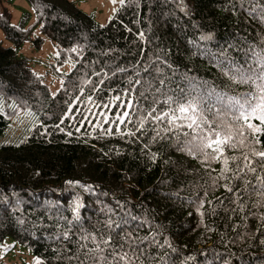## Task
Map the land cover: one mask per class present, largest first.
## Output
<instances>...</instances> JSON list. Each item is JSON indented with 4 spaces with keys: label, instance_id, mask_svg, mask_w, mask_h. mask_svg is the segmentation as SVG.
I'll return each mask as SVG.
<instances>
[{
    "label": "trees",
    "instance_id": "trees-1",
    "mask_svg": "<svg viewBox=\"0 0 264 264\" xmlns=\"http://www.w3.org/2000/svg\"><path fill=\"white\" fill-rule=\"evenodd\" d=\"M5 1L0 0V29L13 45L0 41V135L5 136L0 142V196L11 197L15 192L23 203L20 212L13 213L10 204L0 201V248L6 241L19 244L43 264H56L52 249L59 245L48 238L53 229L34 228L33 224H39V218L47 214L45 205L49 202L68 209L73 193L81 190L65 182L79 180L107 191L108 197L102 199L113 205L114 200L131 201L137 206L132 209L134 214H146L160 226L162 236L185 253H211L213 249L223 253L227 245L233 254L232 264H264V247L259 244L264 238V201L255 206L246 202L243 213H226L223 207H231V197L222 186L224 181L217 187L210 186V177L220 171L219 161L201 162L189 157L178 152L170 139L150 143L151 131L147 128L144 137L137 139L115 133L102 135L95 127H113L109 121L115 122V113L126 110L123 101L132 99L117 90L128 86L127 77L139 67L137 62L143 64L158 52L167 53L168 63L180 73L192 69L189 75L216 84L225 81L207 58L192 56L196 49L188 41H196L202 32H212L214 39L205 47L217 52L228 44H238L229 55L243 62L248 45L264 37V25L244 10L247 2L241 8L240 0H125L102 24L73 0H26L31 14L26 12L15 23ZM37 29L40 35H36ZM45 38L56 48L55 65L74 61L55 93L17 50L28 41L41 48ZM74 45L82 46L78 53L70 51ZM118 67L127 71L116 72ZM101 69L108 75L99 77L103 83L94 87L97 78L91 74ZM89 77L88 84L82 83ZM175 79L180 82L179 75ZM248 90L244 85L236 87L238 92ZM116 95H120L119 101ZM13 102L16 107L11 106ZM93 103L111 110L105 123L89 124L88 118L84 121ZM26 118L29 120L22 126ZM119 127L121 131L135 130L130 124ZM146 144L147 151L156 154L154 160L143 150ZM226 155L239 156L240 152L226 150ZM205 191L207 196L203 195ZM196 197L205 200L203 215L196 211ZM216 198L223 200V207ZM250 199L255 202L259 198L251 193ZM83 202L88 208L82 216H91L95 222V205L87 198ZM21 214L25 223L18 224L16 217ZM61 214L71 219L70 211ZM49 223L44 220V224ZM84 226L91 230L87 219ZM147 232L146 227L139 230L141 236ZM67 247L72 249V243Z\"/></svg>",
    "mask_w": 264,
    "mask_h": 264
},
{
    "label": "snow or ice",
    "instance_id": "snow-or-ice-1",
    "mask_svg": "<svg viewBox=\"0 0 264 264\" xmlns=\"http://www.w3.org/2000/svg\"><path fill=\"white\" fill-rule=\"evenodd\" d=\"M116 2L113 0V3ZM245 2L249 5L247 8H244ZM119 3L123 5L125 0H119ZM240 7L254 21L264 25V3L240 0ZM232 8L235 11L236 5L233 4ZM139 36L143 39L142 32ZM213 39L212 32H202L196 41L189 40L188 43L196 49L192 56L207 58L226 78L225 81L216 84L197 75H189L192 69L180 73L168 63L167 53L158 52L149 56L143 64L137 62L139 67L132 69V75L127 77L128 86L117 90L132 99L123 101L126 110L117 114L115 122L109 121L113 127L99 124L95 127L102 135L115 133L137 139L144 137L147 128L151 131L150 143L170 139L178 152L189 157L199 158L201 162L219 161L220 171L210 177V186L217 187L220 181H224L222 186L230 194L228 203L231 207H223L221 198H216V202L226 213H243L246 202L255 206L264 201V141L261 140L264 136V37L248 45L243 62L229 55L238 44H228L217 52L205 47ZM80 47L74 45L70 51L78 53ZM126 71L125 68L116 69V72ZM91 75L97 78L94 87H99L103 83L99 77H107L108 74L101 69ZM177 75L179 83L175 79ZM90 80L89 77L82 83L88 84ZM180 83L184 86L181 87ZM173 84L176 86L173 87ZM240 85L247 86L249 90L236 91ZM115 99L119 101L120 95H116ZM11 106L16 107L14 102ZM67 114L64 113L65 116ZM121 124H130L135 130L121 131ZM59 130L64 131L63 128ZM66 134L72 135L71 132ZM148 148L149 145H143L149 159L154 160L156 154L147 151ZM226 150H239L240 155H226ZM65 183L81 190L73 193L68 209L62 210L58 203L49 202L45 205L47 214L39 218V224H33L34 228L53 229L48 238L59 245L52 249L56 264H232L230 258L233 254L227 245H224L223 253L215 249L211 253L203 250L196 254L185 253L183 248L174 246L167 236H162L160 226L154 225L146 214H134L132 209L137 206L131 201L114 200L113 205L102 199L108 197V192L94 184L79 180ZM251 193L259 199L251 201ZM203 195L207 196V192ZM85 198L95 205V222L91 216L85 218L81 214L88 208L83 202ZM0 201L10 204L13 213L20 212L23 203L15 192L11 193V197L0 196ZM197 201L196 211L203 215L205 200L196 197L193 202ZM207 203L211 205L212 201ZM62 211H70L71 219L62 215ZM212 213L216 214L215 208ZM21 217L22 214L16 217L18 224L25 223ZM86 219L91 230L84 226ZM44 220L50 223L44 224ZM145 227L148 232L141 236L139 230ZM69 243H72V249L67 247ZM259 244L264 247V238L259 240ZM36 264H43V261L36 258Z\"/></svg>",
    "mask_w": 264,
    "mask_h": 264
},
{
    "label": "rangeland",
    "instance_id": "rangeland-1",
    "mask_svg": "<svg viewBox=\"0 0 264 264\" xmlns=\"http://www.w3.org/2000/svg\"><path fill=\"white\" fill-rule=\"evenodd\" d=\"M7 1L8 2H5L13 13V22L19 23L20 20L25 17L26 12H30L31 14V9L29 8L26 0ZM73 1H75L76 4L81 9H83V11L92 15L98 22L102 24L108 22L115 15L116 11L122 6L119 3V0H117L116 3H113V0ZM36 32V35L41 34L38 29ZM0 41H2L6 46L13 45L12 42L5 38L1 29ZM17 50L20 56L29 60L30 66L39 73L44 82L49 84L53 93L58 91L62 84L64 74H66L74 65V61H69L63 65H55L53 55L56 54V48L49 38H45L44 44L41 48L36 47L31 41H28L18 47ZM106 108V105H103L102 108H99L98 103H93L88 107L84 121H86L88 118L89 124H91L93 121L95 124L98 122L101 123L103 120V123H105L111 112V110L105 111ZM104 114H106L105 117ZM21 115H23V113ZM115 116H117V113H115ZM28 120V118L23 119V121H21V125L25 126ZM15 128L16 125L10 131V133ZM8 133L9 130L5 131L6 135ZM2 137H5L4 134L0 135V142ZM0 264H36V257L21 245L15 243L11 244L6 241L0 248Z\"/></svg>",
    "mask_w": 264,
    "mask_h": 264
}]
</instances>
